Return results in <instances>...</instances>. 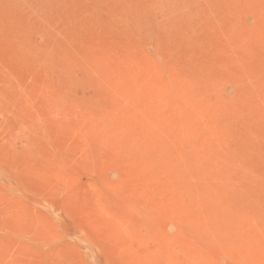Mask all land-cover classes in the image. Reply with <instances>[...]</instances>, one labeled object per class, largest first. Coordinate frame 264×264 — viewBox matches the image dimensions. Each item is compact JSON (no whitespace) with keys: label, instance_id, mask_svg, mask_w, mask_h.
I'll use <instances>...</instances> for the list:
<instances>
[{"label":"rangeland","instance_id":"rangeland-1","mask_svg":"<svg viewBox=\"0 0 264 264\" xmlns=\"http://www.w3.org/2000/svg\"><path fill=\"white\" fill-rule=\"evenodd\" d=\"M0 264H264V0H0Z\"/></svg>","mask_w":264,"mask_h":264},{"label":"bare ground","instance_id":"bare-ground-1","mask_svg":"<svg viewBox=\"0 0 264 264\" xmlns=\"http://www.w3.org/2000/svg\"><path fill=\"white\" fill-rule=\"evenodd\" d=\"M192 113V112H191ZM191 116V115H190ZM188 118V117H187ZM192 118V117H191ZM198 118V117H197ZM187 121H188V119H187ZM188 123V122H187ZM201 123V122H200ZM189 126V125H188ZM202 126V125H201ZM201 126H200V128H201ZM198 126L196 125V128H197ZM191 128V127H190ZM192 129V128H191ZM193 130V129H192ZM215 130V129H214ZM193 133V132H192ZM187 134V133H186ZM183 135H184V133H183ZM188 135V134H187ZM189 136V135H188ZM194 136V135H193ZM198 136H199V134H198ZM202 137V136H201ZM215 137V136H214ZM204 138V137H203ZM186 139V138H185ZM214 141V140H213ZM193 142V141H192ZM200 143V142H199ZM215 147V146H214ZM197 148V147H196ZM207 151V150H206ZM218 156V155H217ZM221 157V156H220ZM191 159V158H190ZM201 167V166H200ZM206 168V167H205ZM205 170V169H204ZM193 173V172H192ZM191 175H193V174H191ZM201 178V177H200ZM201 180V179H200ZM203 180V179H202ZM198 183V182H197ZM214 203V202H213ZM231 204V203H230Z\"/></svg>","mask_w":264,"mask_h":264}]
</instances>
